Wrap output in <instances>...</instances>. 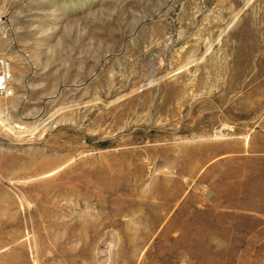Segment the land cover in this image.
I'll return each mask as SVG.
<instances>
[{
    "label": "rangeland",
    "instance_id": "374dc122",
    "mask_svg": "<svg viewBox=\"0 0 264 264\" xmlns=\"http://www.w3.org/2000/svg\"><path fill=\"white\" fill-rule=\"evenodd\" d=\"M0 264H264V0H0Z\"/></svg>",
    "mask_w": 264,
    "mask_h": 264
},
{
    "label": "built area",
    "instance_id": "2783aa9c",
    "mask_svg": "<svg viewBox=\"0 0 264 264\" xmlns=\"http://www.w3.org/2000/svg\"><path fill=\"white\" fill-rule=\"evenodd\" d=\"M11 78V67L5 59L0 60V96L8 97L12 91L8 87Z\"/></svg>",
    "mask_w": 264,
    "mask_h": 264
}]
</instances>
